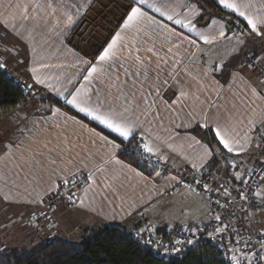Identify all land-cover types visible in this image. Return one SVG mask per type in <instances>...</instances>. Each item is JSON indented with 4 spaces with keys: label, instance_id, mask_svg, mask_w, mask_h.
<instances>
[{
    "label": "crops",
    "instance_id": "crops-1",
    "mask_svg": "<svg viewBox=\"0 0 264 264\" xmlns=\"http://www.w3.org/2000/svg\"><path fill=\"white\" fill-rule=\"evenodd\" d=\"M94 1L0 0L1 68L43 96L5 108L0 117V239L11 242L14 236V245L79 241L87 229L106 223L139 234L203 224L205 199L189 188L172 189L180 171L209 170L218 153L192 129L220 128L233 141L232 152L221 145L227 158L250 163L258 134L264 136L263 82L247 63L240 65L250 54L264 58V35L243 26L230 30L200 0H149L174 19L144 5L148 15L124 28L126 15L107 42L120 33L112 59L101 65L69 42ZM237 2L253 18L264 17V0ZM177 18L192 21L194 28L175 24ZM221 30L228 39L211 45L197 36ZM85 60L101 69L91 83L83 80ZM81 86L91 90L93 107L127 109L134 136L153 148L144 152L164 159L169 172L157 168L149 175L123 160L121 139L67 103ZM65 180L78 185L65 193ZM56 194L60 197L46 206ZM12 216L25 220L9 228Z\"/></svg>",
    "mask_w": 264,
    "mask_h": 264
},
{
    "label": "trees",
    "instance_id": "trees-1",
    "mask_svg": "<svg viewBox=\"0 0 264 264\" xmlns=\"http://www.w3.org/2000/svg\"><path fill=\"white\" fill-rule=\"evenodd\" d=\"M200 1L224 18L230 30L236 26L248 27L242 18L223 9L214 0ZM132 2L95 0L76 30L72 32L69 39L71 45L94 60L128 14L129 4ZM85 31L89 33L87 36L84 35ZM0 94L3 96L2 104L5 108L14 107L21 101L20 85L1 67ZM192 131L212 144L220 157H227L213 130L196 127ZM122 142L129 147L120 152V157L152 175L157 169L156 165L143 159L134 149L140 142L135 138ZM262 142L264 143V138ZM217 154L214 155L209 170H214L220 164V157ZM262 155L264 147L257 148L253 162ZM176 231L178 229L158 230L166 235ZM135 234L124 225L106 223L98 229H87L79 241L54 238L31 248H0V264H227L217 248L211 244L198 245L181 257H168L159 255L152 247L142 243Z\"/></svg>",
    "mask_w": 264,
    "mask_h": 264
},
{
    "label": "built area",
    "instance_id": "built-area-1",
    "mask_svg": "<svg viewBox=\"0 0 264 264\" xmlns=\"http://www.w3.org/2000/svg\"><path fill=\"white\" fill-rule=\"evenodd\" d=\"M248 65L251 69L258 70L264 86V65H259L253 60ZM20 88L21 103H29L43 97L38 88L32 89L24 84ZM2 100L3 96L0 94V117L6 114ZM258 137L260 140L257 147L262 149V135L258 134ZM143 155L164 173L169 172L164 159ZM236 173L241 174L240 180L235 179ZM263 182L264 155L251 163L239 156L221 159L214 170H182L178 173V180L172 189L189 188L199 193L208 206L207 222L184 226L171 235L158 231L135 235L161 256L181 257L198 245L211 244L217 248L227 264H233V255L238 258L240 264H260L264 256V197L255 193L261 190ZM64 185H69L65 190V193H69L78 183L69 182ZM59 197L60 195L56 194L45 205L53 204ZM218 228L222 231H216ZM178 240L181 243L177 244ZM189 240L192 243H188Z\"/></svg>",
    "mask_w": 264,
    "mask_h": 264
},
{
    "label": "snow or ice",
    "instance_id": "snow-or-ice-1",
    "mask_svg": "<svg viewBox=\"0 0 264 264\" xmlns=\"http://www.w3.org/2000/svg\"><path fill=\"white\" fill-rule=\"evenodd\" d=\"M217 3L224 9H229L232 13L238 14V17H242L246 21L250 33H255L256 35H264V33H261L259 31L258 27L264 26V17L253 18L252 16L248 15L246 11L242 10L246 8L247 5L238 3L237 0H217ZM144 5H147L149 9H153L155 12L160 13L161 16L166 15L169 21H172L174 19V15L167 14L166 11H162V6H156L154 3H150L149 0H134V2L129 4L130 11L128 12L127 17L124 20V28L130 27L134 22H137L148 15L147 12L143 10ZM69 19L71 20V17H69ZM175 24L181 25L182 27H187L190 30L194 28L192 21L190 20L185 21L177 18L175 19ZM197 36L199 37V40L203 41L204 44L208 45H211L222 39H228L226 33L223 30L219 31L218 35H208L198 32ZM120 38V33H116V35L112 38L111 42L107 44V47H104L103 50L99 53V55L96 57L97 61L101 65L108 63L112 59L114 54L113 50L116 48L117 42L120 40ZM188 42L192 45H195L197 43L196 40L191 39H189ZM137 59H139V57H137ZM83 63L85 65H88V67L84 69L86 75H83V80L85 82L91 83L94 78V75L98 73L101 69L97 67V64L92 63L91 61L85 60L83 61ZM2 66L3 65H0V67ZM216 70L219 71L220 69ZM32 71L33 73H35L36 69H32ZM37 82L41 84L44 83V81L42 80H37ZM253 93H255V89H253ZM181 95H183V93H181ZM67 103L73 105L80 112L85 113L87 116L91 117L92 120L97 121L100 125H103L106 129L109 130L110 133L116 134V136L119 137L121 141L130 140L134 137L135 126L129 121L128 117L125 115L128 110L124 109V111L120 112L111 108L107 110H102L99 105L93 107L91 105L90 89H84L83 86H81V88H78L76 92L72 95V99L67 100ZM173 103H176V101H173ZM55 111H59V109H56ZM204 127H209V125L205 124ZM213 131L218 143L222 145L224 149H226L228 152L234 151L233 141L230 140L227 135L221 131L220 128H214ZM102 139L105 141V143L111 144L113 147H118V145L115 144V141L109 140L108 137H102ZM235 143L238 144L239 141H235ZM141 147L145 152H153V148L147 142L143 143ZM193 166L195 167V165ZM157 175H159V173H157ZM241 178L242 177L240 173L235 174V179L240 180ZM89 179H91V176H89ZM63 183H69V181L65 180L63 181ZM255 195L264 197V190L257 191ZM241 197L244 198L243 193H241ZM216 219H220V217H216ZM216 231H222V229L218 228L216 229ZM176 243L179 244L181 243V241L178 240L176 241ZM188 243H192V241L189 240ZM174 250L179 251V249ZM231 260L233 264H240L238 258L235 255L231 257Z\"/></svg>",
    "mask_w": 264,
    "mask_h": 264
},
{
    "label": "rangeland",
    "instance_id": "rangeland-1",
    "mask_svg": "<svg viewBox=\"0 0 264 264\" xmlns=\"http://www.w3.org/2000/svg\"><path fill=\"white\" fill-rule=\"evenodd\" d=\"M89 33H88V31H85V33H84V35L85 36H87ZM4 45V44H3ZM3 50V48H2V45L0 44V54L2 53V52H4V51H2ZM8 52V51H7ZM9 53V52H8ZM257 61L258 63H259V65H264V58H261V57H256V56H254L253 54L251 55H249L248 57H243V59H242V62L240 63V65L241 66H245V65H243L242 63H247V64H249L251 61ZM1 61V60H0ZM244 61V62H243ZM246 64V65H247ZM247 67H249V66H247ZM250 68V67H249ZM253 71H254V69H252ZM255 71H257V73L259 74V72H258V70H255ZM260 77V76H259ZM260 79H261V77H260ZM17 83V82H16ZM23 85V84H22ZM27 86H29V85H27ZM31 87V86H30ZM32 88V87H31ZM263 88H264V86H263ZM32 89H36V88H32ZM21 103V102H20ZM262 135V134H261ZM133 138H135L137 141H139V138L138 137H133ZM262 138H264V136L262 135ZM140 142V141H139ZM126 145V146H125ZM127 147H129V145L128 144H124L123 143V146H122V150L123 149H125V148H127ZM135 151L137 152V154L139 155V156H141L143 159H145V160H147V161H149L150 163H152V164H154L151 160H148L143 154H145V155H147L144 151H143V149H142V147H141V143H139V145L136 147L135 146ZM149 155V154H148ZM221 159H228L227 157H222V158H220V161H221ZM155 165V164H154ZM260 189L261 190H264V182L261 184V186H260ZM195 210H197V209H195ZM25 220V218H23V219H19V218H16V216H12V217H10L9 218V224H11L10 226H7V225H4V227H2V229H5L6 228V226L7 227H9V228H16V226H20V225H22V223H23V221ZM13 221V222H12ZM262 221L264 222V216L262 217ZM11 222V223H10ZM4 223H7V222H4ZM188 225H193V224H189V223H186V224H182L181 226H179L177 229L178 230H180L181 228H183L184 226H188ZM29 228V229H32L31 228V225H26V228ZM14 237V236H13ZM11 238V242H10V240L8 241V242H6L5 240H1L0 239V248H2V249H7V248H15V247H18V248H31V246L30 247H28V246H24V244L22 243V244H19V245H14L15 243H14V241H15V238ZM38 244H41V243H38ZM38 244H36V245H38ZM36 245H34V246H36ZM260 264H264V256H263V259H262V261L260 262Z\"/></svg>",
    "mask_w": 264,
    "mask_h": 264
}]
</instances>
